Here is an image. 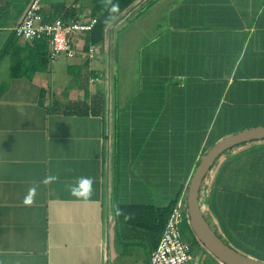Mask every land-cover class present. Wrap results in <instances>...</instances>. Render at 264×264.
<instances>
[{
	"label": "crops",
	"instance_id": "0c3cea01",
	"mask_svg": "<svg viewBox=\"0 0 264 264\" xmlns=\"http://www.w3.org/2000/svg\"><path fill=\"white\" fill-rule=\"evenodd\" d=\"M111 1L44 0L43 15L86 22ZM129 1L92 60L82 34L75 57L34 73L11 72L27 41L7 47L30 0L0 25V264H150L158 234L116 209L162 211L186 194L206 146L226 137L218 114L264 119V0ZM60 76L70 84L57 90ZM245 145L208 172L201 212L223 243H256L264 259V141ZM82 177L86 198L70 191Z\"/></svg>",
	"mask_w": 264,
	"mask_h": 264
},
{
	"label": "built area",
	"instance_id": "2783aa9c",
	"mask_svg": "<svg viewBox=\"0 0 264 264\" xmlns=\"http://www.w3.org/2000/svg\"><path fill=\"white\" fill-rule=\"evenodd\" d=\"M44 0H30L18 23L13 27V34L22 41L46 39L48 41V59L55 61L60 56L75 57L78 50L76 38L88 34L96 24V18L89 21L68 19L67 21H46L43 15ZM97 53L95 46L87 49L88 59ZM95 79L92 82H98ZM185 195L177 200L170 211L159 241L152 253L150 264H201L191 254L190 245L182 240L180 230L188 224L185 208Z\"/></svg>",
	"mask_w": 264,
	"mask_h": 264
},
{
	"label": "trees",
	"instance_id": "16d2710c",
	"mask_svg": "<svg viewBox=\"0 0 264 264\" xmlns=\"http://www.w3.org/2000/svg\"><path fill=\"white\" fill-rule=\"evenodd\" d=\"M131 1L129 0H112L106 7V9L98 16V18H96V24L94 25L93 29L89 32V46H95L99 43H101L104 39V29L105 26L117 19H119L125 12L126 10L131 6ZM48 21V20H46ZM51 22V21H48ZM17 38L15 37V35L13 34L11 36V38L9 39L8 43H7V47L10 44H14V41ZM26 51H28V58L27 61L25 62H18L16 64L15 67L11 68V72L13 74V76H16V72L18 73L20 71V68L25 67V69H28L26 66V63L28 65H33L32 67H29V70L32 71V73L36 72L39 68L40 69H44L48 63L50 62L48 59V41L46 39H40V40H34V41H29L26 42ZM88 46V47H89ZM88 49V48H87ZM31 62V63H30ZM219 117V122H218V129H217V134H218V139L219 140L221 137L225 136V135H229L231 133H233V127L235 124H231V120L229 119V122L227 124H224L222 119H223V115L218 114ZM222 124V127L220 126ZM227 125V126H226ZM223 126H226V128H224ZM216 141H212L211 143H209V145L206 146V149L211 148ZM246 145H242L239 147H236L230 151L225 152L216 162L215 164L225 158V157H230L233 152H235L236 150L240 149L241 147H244ZM204 151V153H205ZM241 156H238L237 158H233L231 160H228L225 164L226 166L229 164L230 166H232V164L234 163H238L240 160ZM215 164L213 166H215ZM224 166L223 169V173L226 170ZM212 169V168H211ZM210 169V170H211ZM206 180V178L204 179V181ZM203 181V183H204ZM202 183V184H203ZM215 185H218L215 184ZM182 190V189H181ZM201 192V190H200ZM182 194L178 193L176 199L170 203V205L168 206V208L162 210V211H156V209L154 208H148V207H118L116 209V213L118 214L119 217H121L123 220H125V222L127 224H131V225H135L138 228H142L148 231H153L154 233L158 234V240L157 243L159 241L161 232L164 228V225L166 223V220L168 218V215L170 213V211L172 210V208L174 207V205L176 204L177 200L181 197ZM185 203V200H184ZM201 195L199 193V206H200V210H201ZM150 213L153 214V224L152 225H148L146 222V218H144L147 214L149 215ZM188 227V224L185 225V227ZM156 243V245H157ZM197 242L195 241L194 243H192L190 245V247L192 248L194 245H196ZM234 244V243H232ZM238 245L234 244L236 247H240L243 248V250H245L246 253H251L252 255L256 254L257 256V245L256 243H254L252 248L247 247H242L240 246L242 243L238 242ZM227 246H229L230 248H232L233 250H235L236 252L242 254L241 252L237 251L235 248H233L231 245L227 244ZM156 247V246H155ZM244 255V254H242ZM246 256V255H244ZM248 257V256H247Z\"/></svg>",
	"mask_w": 264,
	"mask_h": 264
},
{
	"label": "water",
	"instance_id": "95a60500",
	"mask_svg": "<svg viewBox=\"0 0 264 264\" xmlns=\"http://www.w3.org/2000/svg\"><path fill=\"white\" fill-rule=\"evenodd\" d=\"M259 141H264V126L246 129L220 139L203 155L186 188L185 208L188 226L196 241L220 264H264V262L236 252L217 237L200 210V188L210 169L225 152Z\"/></svg>",
	"mask_w": 264,
	"mask_h": 264
},
{
	"label": "rangeland",
	"instance_id": "374dc122",
	"mask_svg": "<svg viewBox=\"0 0 264 264\" xmlns=\"http://www.w3.org/2000/svg\"><path fill=\"white\" fill-rule=\"evenodd\" d=\"M7 1L8 2L6 3L4 0H0V25L5 24L6 26L7 25L9 26V25L13 24V22L15 21V18L18 16V14L21 11V9H22V3H21L22 0H11V1L7 0ZM72 1H74V0H66L67 5H70V3ZM75 1L78 3L79 0H75ZM82 1H84V0H80V2H82ZM65 79H66L65 76H60L59 77L58 86H57V83H56L57 90H60L62 86L63 87H67L70 84V80H68V79L65 80ZM256 125H260V126L264 125V119H262V120H258V119L252 120L251 117H249L247 119H244L242 122L236 123L234 125V127H233L234 129H233L232 132L236 133L238 131L249 129V128H251L253 126H256ZM233 133H231V134H233ZM226 136H228V135H226ZM207 150L205 151V153L207 152ZM180 233H181L182 240H184L188 244L191 245L192 243H194L196 241V238L192 234L189 226L188 227L187 226L186 227L185 226L182 227L181 230H180ZM229 245H231L233 248H235L237 251L241 252L242 254L248 256L249 258H252L253 260H257V261L260 260V261L264 262V259H261L256 254L252 255L251 253H246L245 250H243V248H240V247L238 248L232 243L229 244ZM191 254L193 255V257L195 259L201 260L204 264L208 263L209 261H212V262H214L216 264H220L209 253H207V251H205V249L198 242H197L196 245H194L191 248Z\"/></svg>",
	"mask_w": 264,
	"mask_h": 264
},
{
	"label": "clouds",
	"instance_id": "9594fccd",
	"mask_svg": "<svg viewBox=\"0 0 264 264\" xmlns=\"http://www.w3.org/2000/svg\"><path fill=\"white\" fill-rule=\"evenodd\" d=\"M56 179H58V177L49 176L43 181V183L48 184L50 182H54ZM92 183L93 181L91 180V178L82 177L78 181V186L72 187L70 191L73 195L83 196L86 198L91 195ZM35 197H36V188L35 187L29 188L28 194L25 196L23 203L26 206H31L35 202Z\"/></svg>",
	"mask_w": 264,
	"mask_h": 264
}]
</instances>
